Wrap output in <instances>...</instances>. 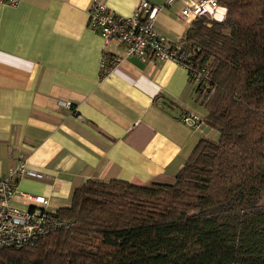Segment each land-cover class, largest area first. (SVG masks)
Here are the masks:
<instances>
[{
  "label": "crops",
  "instance_id": "obj_1",
  "mask_svg": "<svg viewBox=\"0 0 264 264\" xmlns=\"http://www.w3.org/2000/svg\"><path fill=\"white\" fill-rule=\"evenodd\" d=\"M143 1L159 10V34L172 42L186 36L191 25L181 11L194 0L0 5V174L23 158L44 179H21L18 191L47 199L49 212L69 208L88 181L174 184L199 143L220 138L205 123L193 129L181 121L208 115L184 67L131 57L101 77L104 41L89 27V10L97 2L130 17ZM107 50L110 58L126 55L117 42ZM13 204L29 207L23 196Z\"/></svg>",
  "mask_w": 264,
  "mask_h": 264
},
{
  "label": "trees",
  "instance_id": "obj_2",
  "mask_svg": "<svg viewBox=\"0 0 264 264\" xmlns=\"http://www.w3.org/2000/svg\"><path fill=\"white\" fill-rule=\"evenodd\" d=\"M224 22L186 39L210 71L201 104L219 141L202 140L174 184L88 181L72 223L0 264H264V0H218ZM197 88V87H196Z\"/></svg>",
  "mask_w": 264,
  "mask_h": 264
},
{
  "label": "built area",
  "instance_id": "obj_3",
  "mask_svg": "<svg viewBox=\"0 0 264 264\" xmlns=\"http://www.w3.org/2000/svg\"><path fill=\"white\" fill-rule=\"evenodd\" d=\"M174 2L175 0H168L167 5ZM21 3L22 0H0V5L9 7H17ZM158 12L157 8L143 1L132 16L124 17L101 3H94L89 10V27L97 31L104 41L101 77L109 76L117 65L131 57H136L143 63L170 61L187 70L189 79L197 86L203 98L213 91L209 69L194 59L186 36L180 41L172 42L157 32L155 22ZM227 16L228 9L221 6L218 0L190 1L181 11V17L190 25L197 20L224 22ZM113 42L125 48V57H108L107 49ZM61 105L75 114L71 103ZM181 121L198 129L206 124V117L187 113L181 117ZM24 178L43 180L44 176L30 170L23 158L10 168L7 177L0 174V251L34 247L50 235L73 226L58 212L46 209L49 204L47 199L19 193L17 183ZM21 196L28 202L29 207L26 209L13 204Z\"/></svg>",
  "mask_w": 264,
  "mask_h": 264
},
{
  "label": "rangeland",
  "instance_id": "obj_4",
  "mask_svg": "<svg viewBox=\"0 0 264 264\" xmlns=\"http://www.w3.org/2000/svg\"><path fill=\"white\" fill-rule=\"evenodd\" d=\"M196 87H197V86H196ZM196 90H197V88H196ZM205 112H206V111H205ZM201 114H204V110H203V113H202V111H201ZM214 140H216V142H218V141H219V136H215V139H214ZM210 141H211V140H210ZM260 205L264 207V195H263V197H262V199H261Z\"/></svg>",
  "mask_w": 264,
  "mask_h": 264
}]
</instances>
